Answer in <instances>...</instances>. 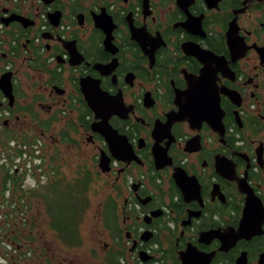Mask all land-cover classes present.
I'll return each instance as SVG.
<instances>
[{
    "label": "flooded vegetation",
    "instance_id": "af4514ba",
    "mask_svg": "<svg viewBox=\"0 0 264 264\" xmlns=\"http://www.w3.org/2000/svg\"><path fill=\"white\" fill-rule=\"evenodd\" d=\"M6 76L9 238L36 228L45 186L53 204L104 185L88 264H264V0H0Z\"/></svg>",
    "mask_w": 264,
    "mask_h": 264
},
{
    "label": "rangeland",
    "instance_id": "374dc122",
    "mask_svg": "<svg viewBox=\"0 0 264 264\" xmlns=\"http://www.w3.org/2000/svg\"><path fill=\"white\" fill-rule=\"evenodd\" d=\"M83 163L88 168L93 167V160L84 158ZM77 166V164H75ZM70 167H73V162H71ZM32 181L27 177V185H31ZM43 186H45L43 184ZM45 186L43 189L38 191V193H46L47 199L46 202L47 206L52 205L51 200L54 198L52 192L50 191V187ZM48 192H47V191ZM75 186H70L67 188L68 192L75 191ZM7 191V190H6ZM5 191V192H6ZM109 195V190L105 188L103 185L102 187L97 186L96 188H90V190H86V192H79L78 193V200L80 201L81 206H85L84 210L80 213L81 214V221L78 223V235L80 233V237H82V241L80 238V243L82 246L80 248H63L60 247V242L58 238L55 237V230L50 229L47 224V218L45 215L43 203L37 204L35 206H30V210L27 211L25 214L26 217H29L30 214L39 212V217L37 218V225L36 228H32L28 237H26L27 233L24 232L22 237H19L20 234L17 233L15 237L17 239V243L13 244L11 240H9L11 244L14 246H18L19 253L23 254V257L19 256L15 259H18L19 264H51L50 255L53 251H55V255H58L59 258L66 255L71 259L75 260L77 264H88L94 259L93 251L97 248V242L104 241L103 236L99 235L97 223L95 222L94 217L98 215V211L100 208L101 201ZM2 198L0 197V201ZM43 200V199H42ZM34 212V213H33ZM34 216H30L29 218H33ZM79 221V219H77ZM14 227L13 225H11ZM35 227V226H34ZM20 232V230L18 231ZM1 230H0V250L5 252V246L3 243H6V240L1 238ZM60 248H63L60 250ZM94 261V260H93Z\"/></svg>",
    "mask_w": 264,
    "mask_h": 264
},
{
    "label": "trees",
    "instance_id": "16d2710c",
    "mask_svg": "<svg viewBox=\"0 0 264 264\" xmlns=\"http://www.w3.org/2000/svg\"><path fill=\"white\" fill-rule=\"evenodd\" d=\"M8 176L0 188V196H3L5 191L8 189L7 183ZM16 183L13 188H18L19 185ZM48 187V186H47ZM46 187V188H47ZM44 190V189H43ZM47 191V190H46ZM52 191V188H50ZM48 192V191H47ZM79 190H75L73 192L62 191L61 193L56 190L55 202L52 205L49 204L47 206L46 193H36L35 195L42 200L44 211L46 217H51L52 220L48 224V227L54 229L59 232L58 238L61 242L67 244L70 243L73 246H77L79 244V235H78V223L81 221V212L84 210L85 206H81L80 201L78 200ZM82 192V191H81ZM79 219V221H77ZM13 244L17 243V239L13 237L10 238ZM67 242V243H66ZM23 257V254H21Z\"/></svg>",
    "mask_w": 264,
    "mask_h": 264
},
{
    "label": "built area",
    "instance_id": "2783aa9c",
    "mask_svg": "<svg viewBox=\"0 0 264 264\" xmlns=\"http://www.w3.org/2000/svg\"><path fill=\"white\" fill-rule=\"evenodd\" d=\"M25 157V156H24ZM18 161H15V164H17ZM33 162H29L26 166H25V169H24V176L26 177V181L25 183H27V177L28 178H31V172H32V166H33ZM14 166H12L13 168ZM23 176V177H24ZM9 191V190H7ZM6 191V192H7ZM16 204H14L13 206L15 207ZM2 205H0V222H1V219H2ZM17 218V221H19L20 219L22 221H24L26 218L25 216H23L22 214H19L16 216ZM10 225V223H9ZM11 226V225H10ZM14 228V227H13ZM0 230H1V235L3 239L6 240V243H3V246H5L6 249H4L5 252H2L0 250V264H19L18 263V259H15L17 257H21V253H19V249L14 246L13 244L9 243V236H8V228L6 227V225H1L0 223Z\"/></svg>",
    "mask_w": 264,
    "mask_h": 264
},
{
    "label": "water",
    "instance_id": "95a60500",
    "mask_svg": "<svg viewBox=\"0 0 264 264\" xmlns=\"http://www.w3.org/2000/svg\"><path fill=\"white\" fill-rule=\"evenodd\" d=\"M17 20L20 21H25L23 18L21 17H17ZM7 77V76H6ZM8 78L6 79V81L4 79L1 80L0 78V87L2 89H4L2 86L6 85ZM10 84L8 83V97L9 99H11V95H10ZM103 124V129L105 131V133H102V136L104 137L105 140L108 141V146L111 148V153L115 158H119L120 160L122 159L120 156L118 157L116 154V150H117V137L118 135L110 128V126L108 125L107 121L106 122H102ZM100 164L104 166V170L107 171L109 170V159L106 156H102L100 159Z\"/></svg>",
    "mask_w": 264,
    "mask_h": 264
},
{
    "label": "bare ground",
    "instance_id": "6f19581e",
    "mask_svg": "<svg viewBox=\"0 0 264 264\" xmlns=\"http://www.w3.org/2000/svg\"><path fill=\"white\" fill-rule=\"evenodd\" d=\"M16 197V196H15ZM15 201V200H14Z\"/></svg>",
    "mask_w": 264,
    "mask_h": 264
}]
</instances>
